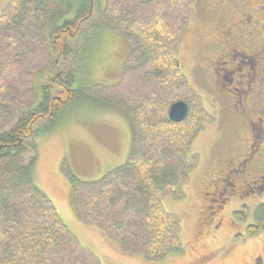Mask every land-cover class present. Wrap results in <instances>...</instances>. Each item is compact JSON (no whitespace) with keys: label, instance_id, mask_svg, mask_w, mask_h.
<instances>
[{"label":"trees","instance_id":"1","mask_svg":"<svg viewBox=\"0 0 264 264\" xmlns=\"http://www.w3.org/2000/svg\"><path fill=\"white\" fill-rule=\"evenodd\" d=\"M195 1L108 0L102 20L132 42L131 62L111 91L115 97L74 87L83 48L73 40L91 16V0H11L0 13V264H101L69 230L33 175L32 137L40 131L35 125L81 102L119 112L132 136L126 162L100 179L83 181L69 170L76 215L124 252L147 260L183 251L181 222L165 209L163 198L183 196L199 163L192 139L204 109L179 59ZM42 53L54 56L46 70L55 73L52 83L40 84L42 98L14 117L11 94L24 86L28 65ZM178 100L188 104L189 113L173 122L168 113ZM30 153L34 156L23 162ZM248 213L245 206L235 215L245 220ZM253 218L249 236L264 231V202Z\"/></svg>","mask_w":264,"mask_h":264},{"label":"rangeland","instance_id":"2","mask_svg":"<svg viewBox=\"0 0 264 264\" xmlns=\"http://www.w3.org/2000/svg\"><path fill=\"white\" fill-rule=\"evenodd\" d=\"M10 1L0 0V13ZM72 1L80 4L83 0ZM107 2L93 0L91 16L81 23L73 44L83 48L74 87H89L95 95L109 97L114 96L111 91L123 80L131 62L132 42L102 20ZM204 5L203 0L195 1L179 48L181 69L204 109L201 129L192 139L199 163L191 169L183 196L163 198L165 209L181 222L183 251L158 261L147 260L141 253L124 252L99 228L80 220L73 209L69 170L80 180L93 181L126 162L131 131L122 114L81 102L64 114L35 125L40 131L32 137L36 145L34 180L53 201L69 230L101 264H264L254 259L264 256V231L255 236L246 234L247 226L254 221V209L264 202V193L239 197L228 193L222 198L213 194L224 169L231 165L224 160L231 157L235 138L240 139L237 129L243 121L234 109L223 104L222 92L213 89L214 73L203 58L205 27L213 34L212 25L206 24L199 12ZM53 58L42 53L28 65L27 74L22 78L24 86L19 84L17 91L11 94L14 117L42 98L40 84L52 83L55 73L46 70ZM56 89L54 87V92ZM32 156V153L23 156V162L27 163ZM221 206L223 210L219 209ZM245 206L249 213L245 220H240L235 213Z\"/></svg>","mask_w":264,"mask_h":264},{"label":"flooded vegetation","instance_id":"3","mask_svg":"<svg viewBox=\"0 0 264 264\" xmlns=\"http://www.w3.org/2000/svg\"><path fill=\"white\" fill-rule=\"evenodd\" d=\"M203 1L199 12L213 32L205 27L203 41V58L214 73L212 87L243 121L237 129L240 139L235 138L233 153L224 160L231 165L213 194L257 196L264 193V0ZM256 258L264 261V256Z\"/></svg>","mask_w":264,"mask_h":264},{"label":"water","instance_id":"4","mask_svg":"<svg viewBox=\"0 0 264 264\" xmlns=\"http://www.w3.org/2000/svg\"><path fill=\"white\" fill-rule=\"evenodd\" d=\"M92 4L93 0H91V10ZM188 112V104L183 100H178L170 106L168 119L173 122H182L187 118Z\"/></svg>","mask_w":264,"mask_h":264},{"label":"crops","instance_id":"5","mask_svg":"<svg viewBox=\"0 0 264 264\" xmlns=\"http://www.w3.org/2000/svg\"><path fill=\"white\" fill-rule=\"evenodd\" d=\"M124 117V116H123ZM125 118V117H124ZM127 121V120H126ZM128 123V122H127ZM129 125V124H128ZM129 128H130V126H129ZM130 131H131V129H130ZM132 136V135H131ZM124 158V157H123ZM75 211V210H74Z\"/></svg>","mask_w":264,"mask_h":264}]
</instances>
